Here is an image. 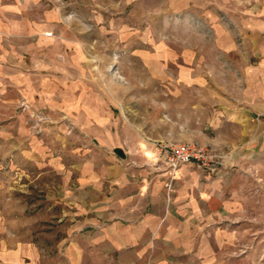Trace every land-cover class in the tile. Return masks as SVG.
I'll return each mask as SVG.
<instances>
[{"label":"crops","instance_id":"obj_1","mask_svg":"<svg viewBox=\"0 0 264 264\" xmlns=\"http://www.w3.org/2000/svg\"><path fill=\"white\" fill-rule=\"evenodd\" d=\"M152 8L176 24L208 27L194 28L204 45L193 56L241 58L229 66L241 74L238 95L206 104L202 119L235 127L236 159L216 173L181 166L170 194L144 140L168 133L122 120L104 92L113 84L95 75L109 71L98 58L117 54L115 42L126 39L114 26L132 9ZM183 68L215 71L209 63ZM200 83L208 85L183 87ZM31 112L46 120L41 136L31 133ZM20 158L64 175L59 197L74 217L52 245L19 237ZM254 232H264V0H0V264H264L257 251L238 254Z\"/></svg>","mask_w":264,"mask_h":264},{"label":"rangeland","instance_id":"obj_2","mask_svg":"<svg viewBox=\"0 0 264 264\" xmlns=\"http://www.w3.org/2000/svg\"><path fill=\"white\" fill-rule=\"evenodd\" d=\"M175 17L153 8L142 14H139V10L132 9L130 17L124 18V22L116 24L112 30L115 35L125 34L126 39L116 41L115 45L112 42L100 41V47L104 49H111L114 45L117 54H112L110 58H98L97 63L100 66L108 65L109 71L95 75L101 83L113 84L114 89H106L104 92L112 93L110 95L114 111L122 120L129 121L140 130L153 135L157 132L165 135L168 133V140L176 143L188 140L207 147L213 152L220 166L231 163L236 159L231 144L234 143L235 132L238 131L234 126L228 125L226 128L225 123L202 119L206 116V113H203L206 104L214 106L219 99H231L238 95L241 74L229 66L240 64L241 58L227 57L225 61L218 56H193L192 49L201 53L204 45L203 34L196 32L199 30L208 34V27L176 24ZM194 28L197 29L196 32L193 31ZM190 33L196 35L192 36ZM205 43L210 44L208 37ZM160 44L161 49L158 48ZM206 52L209 53V49ZM196 62L200 66L209 63L215 71L180 72L184 65ZM158 64L164 66L160 72L156 70ZM225 64L228 66L226 70ZM186 81H204L208 82V85L204 87V83H200L195 84V88L187 89L183 87ZM20 108L23 109L24 106ZM30 115V119L34 121L31 133L41 136L43 125L46 123L44 116L37 112H31ZM160 118L164 120L163 124L158 122ZM209 137L214 140L213 143H202ZM150 139L144 140H164ZM219 141L230 144L222 147ZM18 163V185L13 188L19 193V237L36 244L52 245L65 235L61 229L62 225L71 223L74 217L70 212L71 205L64 204L59 197V183L64 175L43 163H32L21 158ZM249 174L258 184L261 182L255 171ZM65 208L68 209L67 216ZM262 240L264 232L250 233L248 240L243 242L239 250L247 247V252L257 251L258 260L263 261ZM238 254L244 255L240 251Z\"/></svg>","mask_w":264,"mask_h":264},{"label":"built area","instance_id":"obj_3","mask_svg":"<svg viewBox=\"0 0 264 264\" xmlns=\"http://www.w3.org/2000/svg\"><path fill=\"white\" fill-rule=\"evenodd\" d=\"M149 143L156 155L151 166L154 172L166 176L167 181L164 187L168 194L173 192L175 174L183 165L193 163L209 173H216L219 170L220 165L216 162L213 152L197 143H176L169 140H155ZM262 242L264 246V240ZM248 249L245 247L239 251L245 254Z\"/></svg>","mask_w":264,"mask_h":264}]
</instances>
